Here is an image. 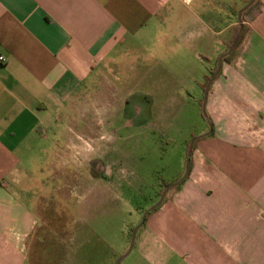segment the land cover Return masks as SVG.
<instances>
[{"label": "crops", "instance_id": "obj_1", "mask_svg": "<svg viewBox=\"0 0 264 264\" xmlns=\"http://www.w3.org/2000/svg\"><path fill=\"white\" fill-rule=\"evenodd\" d=\"M186 5L0 0V264L23 263L38 223L25 197L34 179L26 155L48 146L75 151L76 137L90 135V125L79 127L81 114L70 103L100 101L94 86L107 81L106 60L121 70L129 62L133 71L138 53L154 47L167 26H196L195 41L202 46L209 26L205 6L197 2L200 11L179 13L178 19ZM254 7L231 60L222 62L209 87L205 112L211 130L206 121L198 131L188 176L137 230L131 249L137 264H264V0ZM183 43L193 46L191 40ZM220 49H211L212 59ZM145 82L137 77L132 87ZM180 82L165 78L169 85ZM91 114L89 108L83 115Z\"/></svg>", "mask_w": 264, "mask_h": 264}, {"label": "rangeland", "instance_id": "obj_2", "mask_svg": "<svg viewBox=\"0 0 264 264\" xmlns=\"http://www.w3.org/2000/svg\"><path fill=\"white\" fill-rule=\"evenodd\" d=\"M246 1L187 0V10L185 6L178 9V19L179 13L189 16L198 12L197 2L205 6L201 12L209 26L202 31V46L195 41L196 26H167L155 39L154 47L138 53L134 60L138 66L133 71L125 65L129 62L121 64L122 70L117 62L106 60L102 64L107 69V81L98 79L94 86L100 101H73L70 105L78 109L85 125L90 123L89 116H82L91 108L98 121L106 116L111 120L102 122L105 127L101 129L128 135L122 145L126 162L122 170H106L113 177L107 188L95 182L99 167H82L88 152L71 154L69 158L76 166L68 170L69 174L63 173L60 148L48 146L40 154H27L25 165L34 179L27 182L25 197L38 223L28 239L22 264H116L127 251L131 231L143 212L159 199L164 184L184 173L186 143L206 122L200 99L204 75L211 73L217 58L212 59L211 49L221 46V54L231 44L239 25L237 12ZM254 4L242 12V23L254 11ZM209 31L215 36H204ZM184 39L192 41V48L183 43ZM168 76L181 82L169 85L165 83ZM137 77H145L147 82L132 87ZM125 121L127 127L121 128ZM52 137L50 130L48 140ZM120 264H137L135 250Z\"/></svg>", "mask_w": 264, "mask_h": 264}, {"label": "flooded vegetation", "instance_id": "obj_3", "mask_svg": "<svg viewBox=\"0 0 264 264\" xmlns=\"http://www.w3.org/2000/svg\"><path fill=\"white\" fill-rule=\"evenodd\" d=\"M83 118H86V116H82ZM81 118L80 116L77 117L76 122H81L83 126L80 124L79 127L83 128L86 124V121ZM88 119L90 120V127L92 128L90 131V135H85L81 132V135H78L76 137V144L75 151L68 150V148L60 149L61 155L64 160L62 161V167L64 168L63 173L69 174L68 170H72L76 166V162L71 160V154H82L85 152H88L87 155L88 161L81 162L83 168H87V170H95L99 167L100 173L94 177L95 182H99V186H107L109 188L110 185H112L113 177L111 171L113 170H122L123 164L126 162L125 160V153L123 149V143L127 140L128 135L127 134H119V131H108L101 129L104 124L102 122L111 123V120H108L107 116L105 118L102 117L100 121L97 120L96 114L89 115ZM65 124L67 123V120H64ZM128 121H125L123 125L120 127H127ZM140 122V120H138ZM98 128V129H97ZM123 130V129H122ZM67 134V133H66ZM63 134L61 136L62 142L66 143L68 141L67 135ZM114 134V135H113ZM109 169V174L106 172V170ZM118 175V172L117 174ZM70 179V178H69ZM73 185L78 186H86V184H76ZM90 191V190H88Z\"/></svg>", "mask_w": 264, "mask_h": 264}, {"label": "water", "instance_id": "obj_4", "mask_svg": "<svg viewBox=\"0 0 264 264\" xmlns=\"http://www.w3.org/2000/svg\"><path fill=\"white\" fill-rule=\"evenodd\" d=\"M255 0H249L241 9L238 10L237 12V21H238V24H239V27H238V30L236 32V34L234 35L233 39H232V42L229 46V48L227 49V51L225 53H222L218 59H217V63H216V68L215 70L210 74V77L209 79L207 80L206 84H205V87H204V90H203V96H202V105H201V109H202V113H203V116L205 117L208 125H209V131L211 130V124L210 122H208L207 118H206V112H205V104H206V99H207V95H208V91H209V87L213 81V79L215 78V76L218 74L220 68H221V64H222V59L224 56H226L228 53L231 52V50L233 49V47L235 46L236 44V41L238 39V36L241 32V29H242V20H241V14L243 11H245ZM207 134V133H206ZM202 135H198V136H195L193 137L190 141H189V144H188V148H187V152H186V157H185V170H184V173L182 175V177H180L179 179H177L176 181L172 182V183H169L164 189L163 191L161 192L160 196H159V199L151 206L149 207L147 210H145L143 212V215L141 217V220L139 221V223L137 225H135L131 231V237H130V243H129V247L127 249V251L121 255L116 264H120L121 260L131 251L132 247H133V244H134V240H135V236H136V233H137V230L139 229V227L144 223V220H145V217L146 215L148 214V212L152 211L155 207H157L158 205L161 204V202L163 201L166 193L171 189L173 188L174 186L178 185L180 182H182L189 174L190 172V155H191V152H192V144L194 142V140H196L197 138L201 137Z\"/></svg>", "mask_w": 264, "mask_h": 264}, {"label": "trees", "instance_id": "obj_5", "mask_svg": "<svg viewBox=\"0 0 264 264\" xmlns=\"http://www.w3.org/2000/svg\"><path fill=\"white\" fill-rule=\"evenodd\" d=\"M247 2V1H246ZM256 2V0L248 7V9L254 4ZM247 10V9H246ZM238 27H239V25H238ZM238 27H237V30H238ZM246 29H247V26L243 23L242 24V29H241V32H240V34H239V36H238V39H237V41H236V44H235V46L233 47V49L231 50V52L230 53H228L226 56H224L223 57V59H222V62H229L230 60H231V58H232V56H233V54H234V52H235V50H236V48H237V46H238V44L240 43V41L242 40V38H243V36H244V34H245V32H246ZM236 33V32H235ZM234 37V35L232 36V38ZM232 38H231V40H232ZM229 46H230V44L228 45V47L226 48V50L224 51V53L227 51V49L229 48ZM222 54V53H221ZM221 54H219L218 56H217V58L215 59V64H214V66H213V69H212V71H211V73L215 70V68H216V63H217V59H218V57L221 55ZM210 73V74H211ZM219 73H220V71H219ZM218 73V74H219ZM210 74H205L204 75V83L202 84V88L204 89V87H205V84H206V82H207V80L209 79V77H210ZM217 74V75H218ZM202 103V99H200V104ZM200 138H197L196 140H194V142H193V144H192V151H193V149L195 148V145H196V142L199 140ZM188 144H189V141L186 143V146H185V150H186V152H187V148H188ZM191 154H192V152H191ZM190 160H191V155H190ZM176 181V180H175ZM174 182V181H173ZM169 183H166V184H164V186H163V188H162V191H163V189L168 185ZM180 185V183L178 184V185H176V187L177 186H179ZM161 191V192H162ZM161 192H160V194H161ZM159 207V205L157 206V207H155L152 211H154V210H156L157 208ZM151 212V211H150ZM150 212H148V214L150 213ZM147 214V215H148ZM147 215H146V217H147ZM146 217H145V219H146ZM145 221V220H144Z\"/></svg>", "mask_w": 264, "mask_h": 264}, {"label": "built area", "instance_id": "obj_6", "mask_svg": "<svg viewBox=\"0 0 264 264\" xmlns=\"http://www.w3.org/2000/svg\"><path fill=\"white\" fill-rule=\"evenodd\" d=\"M4 57L3 56H0V61H4Z\"/></svg>", "mask_w": 264, "mask_h": 264}]
</instances>
